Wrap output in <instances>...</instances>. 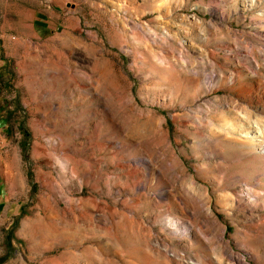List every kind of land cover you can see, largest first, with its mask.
Wrapping results in <instances>:
<instances>
[{"label": "rangeland", "instance_id": "1", "mask_svg": "<svg viewBox=\"0 0 264 264\" xmlns=\"http://www.w3.org/2000/svg\"><path fill=\"white\" fill-rule=\"evenodd\" d=\"M0 169V264H264V0H0Z\"/></svg>", "mask_w": 264, "mask_h": 264}, {"label": "crops", "instance_id": "2", "mask_svg": "<svg viewBox=\"0 0 264 264\" xmlns=\"http://www.w3.org/2000/svg\"><path fill=\"white\" fill-rule=\"evenodd\" d=\"M2 178H3V171L0 169V213H4V211L8 209V206L6 204L7 202L6 186L2 181Z\"/></svg>", "mask_w": 264, "mask_h": 264}, {"label": "bare ground", "instance_id": "3", "mask_svg": "<svg viewBox=\"0 0 264 264\" xmlns=\"http://www.w3.org/2000/svg\"><path fill=\"white\" fill-rule=\"evenodd\" d=\"M255 1H257V0H251L252 4L255 3ZM251 61H252V62H253V61H256V63H257V59L255 60V57H254L253 55H251ZM175 226H178V225L175 224Z\"/></svg>", "mask_w": 264, "mask_h": 264}]
</instances>
